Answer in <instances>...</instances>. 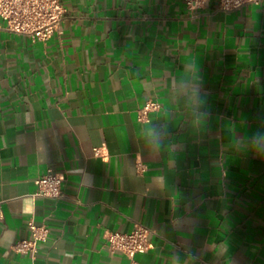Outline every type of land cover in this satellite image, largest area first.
<instances>
[{
	"label": "crops",
	"instance_id": "1",
	"mask_svg": "<svg viewBox=\"0 0 264 264\" xmlns=\"http://www.w3.org/2000/svg\"><path fill=\"white\" fill-rule=\"evenodd\" d=\"M61 1L47 41L0 18V264H264V158L236 141L264 123V0ZM49 168L58 198L35 194ZM31 218L49 235L15 252ZM137 222L149 249L106 247Z\"/></svg>",
	"mask_w": 264,
	"mask_h": 264
},
{
	"label": "built area",
	"instance_id": "2",
	"mask_svg": "<svg viewBox=\"0 0 264 264\" xmlns=\"http://www.w3.org/2000/svg\"><path fill=\"white\" fill-rule=\"evenodd\" d=\"M207 1H215L222 10H231L246 4L258 3L260 0H184V4L189 12H194ZM64 11L61 0H0V18L4 21L5 27L11 32L27 35L32 40L47 41L58 28ZM159 108L160 103L156 99L148 98L139 109V120L145 119L149 112ZM94 154L102 156L101 148L95 147ZM63 180L62 172L49 168L34 180L35 194L58 198L62 194ZM27 228L30 232L29 237L15 241L11 248L18 253L35 255L39 244L47 239L49 227L46 223L37 224L31 218L27 221ZM148 233L149 228L138 222L127 232L107 230L106 247L110 251H118L132 258L136 253L144 252L152 246L147 238Z\"/></svg>",
	"mask_w": 264,
	"mask_h": 264
},
{
	"label": "clouds",
	"instance_id": "3",
	"mask_svg": "<svg viewBox=\"0 0 264 264\" xmlns=\"http://www.w3.org/2000/svg\"><path fill=\"white\" fill-rule=\"evenodd\" d=\"M194 91L195 95L199 97V86H196ZM167 135L163 128L152 125L143 129L142 139L151 151L159 153L165 147ZM236 141L238 146H243L247 151L254 153L257 157L264 158V123H261L253 131L244 135L237 134Z\"/></svg>",
	"mask_w": 264,
	"mask_h": 264
}]
</instances>
